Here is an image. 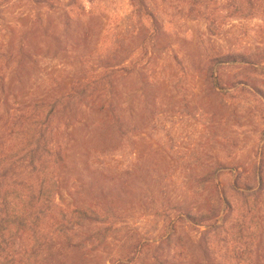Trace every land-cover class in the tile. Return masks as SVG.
<instances>
[{
    "label": "rangeland",
    "instance_id": "1",
    "mask_svg": "<svg viewBox=\"0 0 264 264\" xmlns=\"http://www.w3.org/2000/svg\"><path fill=\"white\" fill-rule=\"evenodd\" d=\"M36 1L0 0L9 59L0 112L75 91L85 103L110 97L123 122L92 103L62 122L57 204L110 210V223L82 224L78 237L43 232L54 245L44 263L207 264L208 246L225 255L208 224L178 216L215 205L221 224L226 204L208 203L209 187L243 213L233 185L260 181L264 0H54L63 10ZM221 235L223 246L235 241Z\"/></svg>",
    "mask_w": 264,
    "mask_h": 264
},
{
    "label": "trees",
    "instance_id": "2",
    "mask_svg": "<svg viewBox=\"0 0 264 264\" xmlns=\"http://www.w3.org/2000/svg\"><path fill=\"white\" fill-rule=\"evenodd\" d=\"M36 3L56 10L64 7L54 0H37ZM8 62L7 55L0 53V103L6 90ZM217 77L221 78L220 72ZM81 85L80 81L75 82L72 90ZM85 100L71 91L58 97L31 99L9 113L0 112V264H45L44 260L54 245L43 232L78 237L82 224L104 226L110 223V210L91 205L66 211L57 204L59 178L66 159L61 129L62 122L64 125L69 123L66 115L92 103L100 112L108 114L109 121L111 119L119 128L123 124L120 111L110 97L95 98L88 103ZM259 170L258 184L245 181L241 187L235 183L231 190L234 198L243 199V213L235 210L231 198L216 185L209 187L206 200L209 203L215 198V202L226 204L221 224L220 207L215 205L194 214L179 213L180 220L187 216L196 226L208 224L212 228L208 233L217 237L218 241L211 243L219 254L225 255L211 252L212 248L208 246L207 264H264V246L259 242L255 251L253 244L249 243L254 239V233L249 235L254 219L259 221L257 225L263 233V223L260 222L262 205L258 200L264 196V163ZM211 182V179L203 181ZM250 204L259 207L254 209ZM235 213L239 214L234 220L236 227L232 222L231 228L224 231L228 217L237 215ZM222 231L231 234L235 240L232 245L221 244ZM229 253L236 254L231 256Z\"/></svg>",
    "mask_w": 264,
    "mask_h": 264
}]
</instances>
